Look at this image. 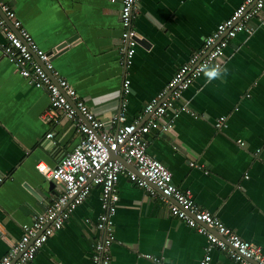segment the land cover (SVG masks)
Here are the masks:
<instances>
[{"label":"crops","instance_id":"1","mask_svg":"<svg viewBox=\"0 0 264 264\" xmlns=\"http://www.w3.org/2000/svg\"><path fill=\"white\" fill-rule=\"evenodd\" d=\"M37 46L53 53L58 74L75 89L104 130L115 131L112 116L127 121L148 118L145 105L172 78L177 68L242 0H140L132 20L138 44L129 67L123 64L120 0H3ZM248 30L229 40L222 56L223 78L193 79L179 100L196 117L167 110L171 129H153L147 152L171 172L173 183L188 190L194 203L209 211L264 255V7L247 23ZM62 44L64 47L59 48ZM129 79V93L122 82ZM45 90L34 89L12 62L0 54V259L21 235L24 225L61 192L46 179L39 162L55 166L78 143L72 123L43 122ZM223 118V125L215 122ZM54 132L49 140L45 134ZM192 164V165H191ZM128 166L118 181V202L111 219L114 242L110 264H198L205 236L170 214L168 204L128 180ZM100 188L72 211L26 264H94L92 253L102 233ZM170 203L171 200H168ZM212 231V230H211ZM210 264H236L218 248Z\"/></svg>","mask_w":264,"mask_h":264},{"label":"built area","instance_id":"2","mask_svg":"<svg viewBox=\"0 0 264 264\" xmlns=\"http://www.w3.org/2000/svg\"><path fill=\"white\" fill-rule=\"evenodd\" d=\"M139 2L120 0V52L126 68L131 65L138 44L132 20ZM263 7L264 0H242L232 14L204 39L201 48L192 51L187 61L177 68L165 88L145 105L143 114L148 118L144 123L140 124L137 119L127 121L124 112L119 111L110 121L115 131L108 132L70 83L55 70L51 58L53 53L41 50L22 27L13 9L0 0V54L14 64L18 74L26 78L34 89L47 92L49 103L41 115L43 122L54 121L60 127L59 118H65L79 134L76 146L55 166L42 162L36 165L41 175L61 185V192L34 216L31 225L23 226L20 237L11 244L0 264H26L33 260L52 232L61 228L75 207L87 198L92 186L100 188L101 212L96 228L102 233L94 245L92 260L94 264H110V249L114 242L111 217L118 202L119 177L127 168L113 159L112 153L120 155L132 168L126 174L129 181L149 195L158 190L171 215L184 220L191 229L205 236L207 246L198 264L211 263L213 248L224 252L236 264H264L259 246L240 238L209 211L200 209L190 191L181 190L173 183L170 170L148 154L146 139L153 129H171V122H165L164 116L176 104L178 113L196 117L187 104L179 102L183 91L193 79L203 75L200 65L219 64L222 68V56L229 40L238 32L247 31L248 21L256 17ZM129 83L127 78L122 82L125 94L129 93ZM223 121L222 117L219 118L215 127H221ZM45 137L51 140L54 132H47ZM2 180L3 176H0V182ZM141 256L153 264H163L153 255Z\"/></svg>","mask_w":264,"mask_h":264},{"label":"clouds","instance_id":"3","mask_svg":"<svg viewBox=\"0 0 264 264\" xmlns=\"http://www.w3.org/2000/svg\"><path fill=\"white\" fill-rule=\"evenodd\" d=\"M204 77L206 78L207 82L211 83L214 80H218L223 78L227 74V68H221L219 64H210L204 63L200 65L199 69Z\"/></svg>","mask_w":264,"mask_h":264},{"label":"water","instance_id":"4","mask_svg":"<svg viewBox=\"0 0 264 264\" xmlns=\"http://www.w3.org/2000/svg\"><path fill=\"white\" fill-rule=\"evenodd\" d=\"M65 45L66 44H62L61 46H59V48L64 47ZM111 157L113 159H116V160L122 162L128 168V165L125 163L124 159L120 155H118L117 153H112ZM52 184H53L52 180H45L42 184L39 185L40 187L38 189H39V191H41V190L44 191V189L47 190L48 186H50Z\"/></svg>","mask_w":264,"mask_h":264}]
</instances>
